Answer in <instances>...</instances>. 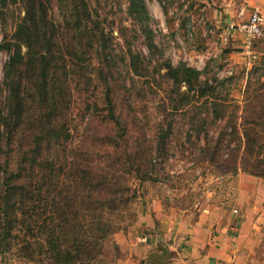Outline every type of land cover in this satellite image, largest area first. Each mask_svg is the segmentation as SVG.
I'll use <instances>...</instances> for the list:
<instances>
[{
    "label": "rangeland",
    "instance_id": "374dc122",
    "mask_svg": "<svg viewBox=\"0 0 264 264\" xmlns=\"http://www.w3.org/2000/svg\"><path fill=\"white\" fill-rule=\"evenodd\" d=\"M255 1L39 3L69 81L52 117L61 143L42 151L70 181L53 193L71 194L84 220L92 197L98 220L116 226L91 264H153L152 251L169 254L162 264H198L193 253L206 254L214 237L226 239L227 264H264V37L248 58L242 35L227 29ZM25 12L24 0L0 1V40L16 36ZM7 59L0 50V113L11 119ZM169 65L179 69L176 83ZM26 114L12 136L0 121L1 205L5 178L21 180L12 175L39 131V109ZM21 209L10 202L0 222V264H51L48 211L41 231L25 228ZM65 228L54 231L63 249Z\"/></svg>",
    "mask_w": 264,
    "mask_h": 264
},
{
    "label": "trees",
    "instance_id": "16d2710c",
    "mask_svg": "<svg viewBox=\"0 0 264 264\" xmlns=\"http://www.w3.org/2000/svg\"><path fill=\"white\" fill-rule=\"evenodd\" d=\"M40 2L41 0H24L26 12L22 21L18 23L16 36L0 40V50L8 52L3 86L7 91L6 107L11 119L9 114L0 113V121L5 132L9 136L14 135L21 127L26 113L32 108L39 109L40 112L35 145L28 154L24 153L16 171L13 175L11 173L13 177L21 180L12 183L10 178H5L3 185L6 195L1 197L4 205L0 204V222L4 220L7 206L16 200L21 208L25 207L21 209L24 217L21 222L25 228L43 231L45 221L39 222L38 217L48 211L52 226H48L45 242L51 248V264H91L97 261V255L101 250L99 243L102 244L111 236L116 226L110 220H98L99 214L93 212L95 206L92 197L88 196V203L84 207L85 216L87 215L89 219L84 220L79 209L74 206L71 194L65 196L60 190L57 192L61 195L57 197V194L53 193L56 185L67 186L70 181H65V178L56 173L58 167L63 165L58 162L57 157L56 162L52 163L50 154L42 151L48 150L53 144L61 143L59 142L61 131L56 129L57 122L52 117L58 114L55 110L60 100L65 102L69 81L67 71L60 73L57 61L52 58L55 45L52 44L54 35L51 34L55 33L52 31L55 29L51 25L54 23L49 21L45 12L37 13ZM78 8L82 11L80 13L87 17L85 7ZM137 9L145 12L141 2L137 4ZM74 18L78 20L77 16ZM22 45L25 46V50L22 49ZM169 67L173 82H178L180 80L178 67L172 68L170 65ZM187 69L197 72L194 68ZM244 159L248 161L247 158ZM99 176H92V181L96 182ZM12 196L14 198L10 201ZM64 228L71 230L69 235L63 233L62 244L65 249L60 246L61 238L54 234L55 230L62 232Z\"/></svg>",
    "mask_w": 264,
    "mask_h": 264
},
{
    "label": "built area",
    "instance_id": "2783aa9c",
    "mask_svg": "<svg viewBox=\"0 0 264 264\" xmlns=\"http://www.w3.org/2000/svg\"><path fill=\"white\" fill-rule=\"evenodd\" d=\"M245 18V7H242L238 12V17H241L237 23L230 22L227 29L234 33H239L243 37L242 51L248 58L254 56L253 45L255 41L264 37V16L258 6H252ZM146 240V238H143Z\"/></svg>",
    "mask_w": 264,
    "mask_h": 264
},
{
    "label": "crops",
    "instance_id": "0c3cea01",
    "mask_svg": "<svg viewBox=\"0 0 264 264\" xmlns=\"http://www.w3.org/2000/svg\"><path fill=\"white\" fill-rule=\"evenodd\" d=\"M253 4H254L253 6H258L260 8L261 12H264V8H263L264 0H256L255 2H253ZM221 241L223 243H220ZM210 244L211 245H210V247L207 248L206 254H200L198 252L193 253V255L195 257L194 261L197 262L198 264H227L226 261H223V260L228 259L229 251H231V250L226 245L225 237H223V238L222 237L221 238L220 237H214L213 243H210ZM168 256H169V254H168ZM168 256H166L162 261H158L156 259H150L149 258L148 262L153 263V264L154 263L155 264H162V262H164Z\"/></svg>",
    "mask_w": 264,
    "mask_h": 264
},
{
    "label": "water",
    "instance_id": "95a60500",
    "mask_svg": "<svg viewBox=\"0 0 264 264\" xmlns=\"http://www.w3.org/2000/svg\"><path fill=\"white\" fill-rule=\"evenodd\" d=\"M168 254L166 252L153 251L149 253L148 258L162 261Z\"/></svg>",
    "mask_w": 264,
    "mask_h": 264
}]
</instances>
